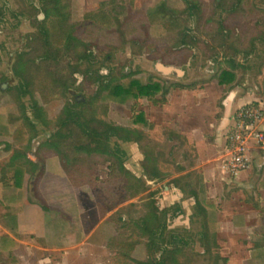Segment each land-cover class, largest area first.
<instances>
[{
	"label": "rangeland",
	"instance_id": "374dc122",
	"mask_svg": "<svg viewBox=\"0 0 264 264\" xmlns=\"http://www.w3.org/2000/svg\"><path fill=\"white\" fill-rule=\"evenodd\" d=\"M159 1L166 3V7L172 13L171 17L176 16L183 21L182 27L175 31H168L158 18L155 22H149L146 17L130 21L129 13L147 14L149 10H153L154 3ZM197 1L206 10V16L188 13L183 9L184 0H66L67 12L64 10L61 16H44L40 13L44 18H38L37 15H39V9L43 8V5L46 6L45 0H8L15 8L8 11L0 6L2 54L0 81H4V78H10L14 81L11 83L14 84L18 81L17 77H11L12 61L16 51L17 56L20 51L26 50L25 52H28L26 57L34 62L30 65V79L32 91L42 108V121L35 124V134L39 136L28 146V151L25 153L32 155L31 158L40 166L42 181L39 186L46 194L47 202L52 208L49 214L55 215L58 213L55 211L60 210L61 215H69L68 208H72L70 206L72 204H77L83 210L78 218L74 216L67 218L64 230L69 244L67 247H70L75 239V234L81 240L83 239V244L80 250L78 248L72 252V255L67 256L64 264H135L118 256L115 250L106 246L115 234L111 216L113 219L115 210L118 213L122 209L126 211L131 204L137 205L139 215L142 214L143 202L155 190H158L154 194V200L158 206L171 207L177 202L181 208L180 211L169 212L168 223L172 228L177 229L179 234H188V236L184 235L186 239L183 242V256H180L183 262L185 264L210 263L207 241L200 234L202 214L196 207L194 199L182 191H173L170 187L163 189L162 186L167 185V181L177 177V172L181 171L176 164V149L172 144V133L177 127L176 114L180 115L179 112L184 110L185 114L182 115L184 120L191 118L193 113L202 112L199 111L200 109H204L203 113L207 112V115L214 113L216 119L230 114V124L234 110L248 103H256L262 106V118H264V0ZM104 2L109 10L106 12L107 16L110 17V20L107 19L105 23L103 18L98 17V14L102 13L100 10ZM17 6L19 11L16 10ZM114 6L123 7V14L119 15L121 28L125 30L123 32L117 30L115 21L112 19V16H115L112 11ZM93 11H97L98 19L84 17L85 14ZM16 14L19 17L15 16ZM63 15L66 16V24L70 26L69 28L72 26L77 37L82 42L88 43L90 48H95L94 56L90 58L89 63L87 62L91 67L83 64V68H94L93 80L95 81L84 78L79 85L77 80H71L69 83V86L77 91L74 93L79 98L84 96L85 100H90L95 96L98 88L97 70L101 73L109 71L107 75L113 74L116 77L124 73L128 76L127 80L134 76L141 77L145 82L157 81L168 88L165 95L159 91L153 98L141 97L124 103L100 100L98 97L92 109L87 110V113H95L96 117L107 119L116 125L136 126L147 136V139L140 143L134 141L124 143L129 152L125 165L135 175L143 176L142 157L144 158L148 148H151L156 152L158 164H161L164 172L169 175V179L159 184L155 181H147L150 185L149 190L139 196H129L125 191L124 180L111 187V198L100 190H76L63 174L52 171L58 169V162L56 160L49 162L48 156L44 155L42 144L59 127L57 117L65 99L69 97L59 87L51 84V78L59 72L68 71L69 65H78L77 55L80 49L70 48L65 53L66 57L63 56L57 61L38 63L37 54L41 48L39 44L33 46V43L29 44V42L30 36H37V30L41 24L52 34L55 32L58 34L59 28L53 29V27L57 26L55 23ZM87 32L94 34L92 41L88 39L90 37H87ZM10 54L12 58L9 57ZM157 58H161L162 65L173 64L172 66L179 68V74L174 72L175 77L162 72L161 74L155 68ZM231 62L237 66L234 69L236 79L232 85L220 84L218 80L224 75L225 70L230 69ZM183 69L186 73L181 77ZM78 77L80 78L81 75L78 74ZM177 84L182 85L183 88ZM6 90L7 88H0L2 118L0 126L5 124L7 127L4 132L0 130V159L7 156L14 148H21L20 143L25 145L31 134L30 129L21 119L14 120L21 113L16 104L11 103L5 95ZM25 103L28 108L26 116L32 120L34 117L31 109L32 101L26 97ZM195 104H198L196 108ZM84 108L87 107L81 108L82 113ZM87 113L84 120L79 119V124L88 128L87 119L91 116H87ZM135 114L136 118L139 117V122L132 125L128 121ZM143 120L149 123L148 126L143 124ZM262 126L264 127V119ZM112 136L113 133H107L111 145L114 140ZM50 151L51 156L52 151ZM35 155L40 159H37ZM254 156L250 171L236 178L226 177L218 168L213 178L211 176L207 178L205 200L213 204V208H209L208 211L215 214L219 226L218 234H215L219 244L218 252L222 258L219 264H264L263 258L257 261L251 254L255 242L259 240L264 242V188L258 185L259 180L264 177V149L254 153ZM42 158H45V163L42 162ZM106 171V166L102 164L97 166L95 174L99 178H104ZM28 179L29 175L25 174L24 194L20 201L22 211L31 207L37 209L43 204L38 197L34 196L33 191L27 188ZM29 186H32V183H29ZM176 194L180 197L178 198ZM113 197L115 208L108 211L103 219H97L96 203L100 202L103 208H109L105 199H108L110 203ZM45 217L48 218V213H45ZM79 219H81L79 223L73 222ZM78 230L81 235L77 233ZM0 233H3V230L0 229ZM144 240L146 241L145 238ZM158 249L155 248L152 251L157 257L161 254ZM149 252L151 253L142 245L135 257L144 259Z\"/></svg>",
	"mask_w": 264,
	"mask_h": 264
},
{
	"label": "trees",
	"instance_id": "16d2710c",
	"mask_svg": "<svg viewBox=\"0 0 264 264\" xmlns=\"http://www.w3.org/2000/svg\"><path fill=\"white\" fill-rule=\"evenodd\" d=\"M159 2H155L154 6H152L153 10H149L147 14L143 12L129 13L130 21L133 22L139 20V18L146 17L149 22H155L158 19L162 20L160 23L168 31H175L177 28L182 27L183 21L179 17H171L170 14H164L161 9L166 7V3L163 1ZM105 5L106 3L104 2L100 10L102 13L98 14L99 18H103V23H105L107 19L110 20V17L107 16L106 13L109 12V10ZM194 6L195 4L192 3L191 7ZM112 11L115 13L112 19L115 21L117 30L119 32L125 31L124 29L122 30V23L119 20V15L123 14V7L114 6ZM96 12L97 11L87 13L84 17L98 19L96 17ZM87 37H90L88 39L92 41L94 34L87 32ZM64 38L68 48H70L71 43L77 44L79 42L81 45L79 47V54L86 60L87 57H89L88 61L90 60L93 53L88 43L82 42L73 31L69 30L65 33ZM57 43H61V41L57 40ZM50 48L52 49L50 53L42 52L40 56L46 57V55H56L60 47L58 48V46L53 45ZM229 66L230 69L225 70L224 75L219 78L218 81L220 84L232 85L233 81L236 79L234 69H236L235 67L237 66L232 62L229 63ZM69 70L70 73L81 72L88 76L87 72L78 70L71 65H69ZM89 70H92V68H89ZM15 74L21 76L23 81L19 87H17V103L22 112V119L25 125L30 129L31 134L25 145L20 143L19 147L21 148H14L7 156L0 159V205L4 210L1 214V218L12 230L16 229L15 224L17 222V217L22 211L20 201L24 194L23 178L25 174L29 175L27 188L31 189L34 196L38 197L39 200L43 202L39 207L38 220L40 222L43 221L44 213L50 210L39 188L42 178V172L40 173L39 170L40 166L36 160L31 158L32 155L25 153L28 151L30 141L36 136L35 124L24 116L25 104L19 97L22 93H26L27 91L31 92V79L28 76L29 71L27 70V64L23 61L18 62L15 66ZM97 75L98 74H96V77L100 84L95 97L91 99V102L88 101L86 104L80 103L78 105L74 100L73 105L67 104V107L62 112L63 114L59 116L60 126L49 138L45 139L42 144L44 155L46 154V156H48L47 158L50 159L49 162L54 160L58 162V169L51 170L63 174L76 190H100L107 197L110 196L111 198V187L118 185L124 180L125 191L129 196L136 197L149 190L150 185L147 181H155L156 184H159L165 181V179H169V175L161 171L158 166L159 160L154 150L151 148H148L142 161L143 176L135 175L125 165L128 152L123 147L121 141L126 140L140 143V141L147 138L145 133L137 127L129 126L128 124H126V126L116 125L112 121L96 117L95 113H87V110L92 109L97 98H100L102 95L103 99L106 98L105 100L108 99L118 103H124L128 100L140 99L141 97L153 98L159 91L165 95L168 92V88L165 87V84L160 85L156 82H145L141 77L133 76L127 80L126 78L128 76L124 73L118 77L113 74L107 76ZM177 86L182 87L180 84H177ZM30 94L33 98L32 92ZM32 103L35 107L36 102L32 101ZM83 107L87 108L83 109V113L81 111L79 112L78 110H81ZM86 113L87 116H91V118L87 119L89 124L88 128L83 124L82 127L78 122L80 117L86 116ZM138 119L139 117L137 116L136 118L135 114L128 122L133 125L139 122ZM143 124L148 126L149 123L143 120ZM5 129L6 127L0 126L1 131H5ZM110 132L113 133L114 137L113 145H111V141L109 137H107V133ZM49 151L52 153L51 156ZM36 158L40 159L37 156ZM43 161L45 163V158H42V162ZM102 164L107 168L106 176L104 178H99V176L95 174V171L97 166L99 167ZM191 180V173L188 172L170 178L169 181H167V185L162 186L163 189L166 186L170 188L174 186L194 199L196 207L202 214V230L200 234L207 241V252L210 255L209 264H219L222 258L218 252L219 244L217 243L215 235L218 234L219 226L215 219V214L213 212L209 213L208 211L209 208H213V204L205 200L204 186H199V183H193ZM29 183H32V186H29ZM258 185L260 188H264V177L259 180ZM156 191L158 192V190H155L150 194V197L143 202V213L140 215L139 209L135 204H131L126 211L122 209L118 213L115 210L113 219L111 216L115 234L109 239L106 246L111 250H115L118 256L130 260L135 264H185L180 256H183V242L184 239H186L185 236H188V234L185 233V236L179 234L178 230L172 228L168 223L169 212L171 210L180 211L181 208L177 202L171 207L158 206L154 200V194L157 193ZM113 200L114 197L109 203L108 199H105L109 208H103L100 202L96 203L97 214L100 219L104 218L108 211L115 208ZM70 206H72V208H68L70 211L68 217L71 218L74 216V218H77L81 212L80 208L76 204ZM49 224L51 244L57 246L58 238L66 228L67 222L60 216L50 213ZM5 238L6 237L1 240L4 241ZM43 240L42 244H45L46 240L44 238ZM142 245L147 248V251H151V253L149 252L144 259H137L135 254L140 250ZM155 248L161 252L159 257L152 253ZM251 250L252 256L257 259V261H261L262 258L264 260V242L260 240L255 242Z\"/></svg>",
	"mask_w": 264,
	"mask_h": 264
},
{
	"label": "crops",
	"instance_id": "0c3cea01",
	"mask_svg": "<svg viewBox=\"0 0 264 264\" xmlns=\"http://www.w3.org/2000/svg\"><path fill=\"white\" fill-rule=\"evenodd\" d=\"M197 105L195 104V108ZM199 111L202 112L193 113L188 120H184V117H182L185 110L179 112L181 113L180 115L176 114L177 127L172 133V144L175 145L176 149V164L181 170L177 172V175L180 176L189 172L191 173V182L199 183L200 186L203 185L204 188H207V178L209 176L213 178L215 170L217 168L218 170L221 169L230 114L227 117L222 116L216 119L214 118V113L207 115L206 111V113H203L204 109ZM189 115L191 116V111H189ZM154 153L157 156L155 151ZM158 166L164 172L161 164H158ZM171 189L180 192L174 186ZM41 192L46 199V194L42 190ZM176 195L178 198L180 197L179 194ZM39 209L31 207L21 211L15 224L16 229L12 230L1 218L4 210L0 205V229L3 230V233H0V264H64L68 255H72V252L78 248L79 250L81 249L83 239L81 240L79 236L77 237V234H75V239L71 242L70 247H67L69 244L66 241L65 231L60 234L58 245H52L49 228V212L52 211V208L49 206L50 210L45 212L48 213V218L45 217L44 213V219L41 222L38 220ZM59 211H55L58 212L55 215L60 216L67 222V218H70L68 214L64 216ZM80 211V214H82V207ZM80 221L81 219L73 222L79 223ZM81 227L82 231H84L83 226ZM77 233L81 235L80 230ZM4 237H6L4 241L1 240ZM43 238L46 240L45 244H42Z\"/></svg>",
	"mask_w": 264,
	"mask_h": 264
},
{
	"label": "flooded vegetation",
	"instance_id": "af4514ba",
	"mask_svg": "<svg viewBox=\"0 0 264 264\" xmlns=\"http://www.w3.org/2000/svg\"><path fill=\"white\" fill-rule=\"evenodd\" d=\"M45 5L46 6H44L43 5V8H36V9H39L40 10V12L38 13L39 15H37L38 16V18H44V17H42L43 15L44 16H61L64 12V10H65V12H67V10L66 9H68V7H67V2H66V0H45ZM184 3H185V7L183 8V9H185L188 13H193V14H199V16H206V10L202 7V6H200V2L199 1H197V0H184ZM192 3H194L195 4V6L194 7H191L192 6ZM0 6H2V9H3V7L4 8H6V10L5 11H8L9 9L10 10H15V8L13 7V6H11V3H9L8 2V0H0ZM36 9H34L35 11H36ZM191 9V10H190ZM16 10H18L19 11V6H17V9ZM162 10V12H164V14H172L171 12H170V10H169V8H167V7H164V8H162L161 9ZM193 10V11H192ZM10 12H12V11H10ZM9 12V13H10ZM36 12H38V11H36ZM161 12V13H162ZM40 13H42V14H40ZM86 13V12H85ZM126 13H127V11H126ZM32 14V13H31ZM96 15H97V12H96ZM15 16H17V17H19L17 14L15 15ZM159 21H162V20H159ZM57 26H55V27H53V29H57V27L59 28V30H60V32L58 33V34H56V32L55 33H51V32H49L46 28H45V26L43 25V24H41L40 25V28H39V30H37L38 31V34H37V36H35V35H32V36H30V42H29V44H31V43H33V46H35V44H39V46H40V51H39V53L37 54V56H38V63L39 62H43V61H45V62H47V61H57L58 59H61V57H63V56H65L66 57V52H67V50H69L70 48H75L76 47V49H78L81 45H80V43L78 42L77 44L75 43L74 45H72V46H70V48H68V46H67V44H65V38H64V35H65V33L69 30V31H73L72 29V26H71V28H69L70 26L69 25H67L66 24V16L65 15H63L60 19H58V21L55 23ZM74 33V32H73ZM75 34V33H74ZM76 35V34H75ZM77 36V35H76ZM80 39V38H79ZM57 40H60L61 41V43H57ZM41 42V43H39V42ZM23 44V43H22ZM72 44V43H71ZM26 45H28L27 43H26ZM53 45H55V46H58V48H59V52L56 54V55H46V57H41L40 56V54L42 53V52H48V53H50V51L52 50L50 47H52ZM24 46V45H23ZM32 49V48H31ZM90 50H91V52L93 53V55L92 56H94V50H95V48L94 47H91L90 48ZM26 50H22V51H20L18 54H17V56H16V52H15V54H14V56H13V61H12V69H11V77L12 78H15V77H17L16 79L18 80V81H16V84H14V83H11V79L10 78H4L3 80L4 81H0V88H7V90H6V92H5V95L7 96V98L9 99V101L12 103V102H14L15 104H16V106H17V108H18V110L20 111V115L19 116H17V117H15V120L16 121H18L19 119H21L22 120V122H23V124L25 125V122L23 121V119H22V112H21V110L19 109V106H18V103H17V98H18V92H17V87H19V85L23 82L22 81V79H21V76H18L17 74H15V66L17 65V63L18 62H20V61H23V62H25L26 64H27V70L29 71V74H28V76H29V78H30V65H33L34 64V62L33 61H30L29 60V58L28 57H26V55L28 54V52H25ZM10 56H12L11 54L9 55V57ZM91 56V57H92ZM16 57V58H15ZM10 58H12V57H10ZM77 59H78V65H71V66H73V67H75V68H77L78 70H81V71H83V72H87L88 73V76L86 75V74H83V73H81V72H78V73H76V72H74V73H70V70H69V67H68V71H66L65 70V72H59V74L58 75H56L55 77H53L52 76V78H51V84L54 86V87H59L65 94H68L69 95V97L68 98H66L65 99V102H64V104H63V106H62V109H61V112H60V114L58 115V117H57V121H58V125L60 126V115H62L63 113V111L65 110V108L67 107V104L69 103V104H71V105H73V103H74V101H75V103H77L78 105L80 104V103H87L88 101H90L91 102V99H93L95 96H93L90 100H85V98H84V96L82 97L81 96V98H79V96H77L74 92H77L75 89H72L70 86H69V83H70V81L71 80H77V85H79L83 80H84V78H86V79H91V80H93V77L95 76V73H94V68H92V70H89V68L88 67H85V68H83V64L85 63V64H88L89 63V61H88V59H89V57H87V60L86 59H84L83 57H82V55L81 54H78L77 55ZM158 60H156V62H155V68H157V70H158V62L160 61L161 62V58H157ZM30 61V62H29ZM2 62V54H1V50H0V63ZM88 62V63H87ZM89 65V64H88ZM165 65H169V64H165ZM173 65V64H172ZM90 66V65H89ZM159 71V70H158ZM160 72V71H159ZM109 73V71L107 72V73H101V71L99 70V72H98V70H97V76H105V75H107ZM161 73V72H160ZM186 73V72H185ZM185 73L184 74H182V75H180L181 77L182 76H184L185 75ZM78 74H80L81 75V77L79 78L78 77ZM162 74V73H161ZM168 76H173V77H175L176 75H174V73H171L170 75H168ZM1 78V77H0ZM93 81H95V80H93ZM12 82H14V81H12ZM154 82H156V83H158L157 81H154ZM96 84H97V87L99 88V80H97L96 79ZM161 85V84H160ZM6 86V87H5ZM98 88H97V90H98ZM30 89H31V92H32V95H33V98H32V96H31V92L30 91H27L26 93H22L21 95H19V97L21 98V101H23L24 102V104H25V114H24V116L26 117V119H28V120H30L31 122H33L34 124H38L39 122H41L42 121V108L40 107V104H38L39 102H37V98L35 97V94H34V92L32 91V82H31V87H30ZM97 93V92H96ZM104 93V92H103ZM102 93V94H103ZM103 96V95H102ZM102 96L100 97V100L102 99V100H105L106 98H102ZM26 97H29L30 98V100L31 101H35L36 103H35V107L33 106V103H32V107H31V109L33 110V113H34V117L32 118V120H31V118H28L27 116H26V113L28 112V108H27V105H26V103H25V98ZM74 100V101H73ZM108 100V99H107ZM112 101V100H111ZM44 111V110H43ZM79 112L81 111L80 109L78 110ZM81 118V121L82 120H84V117H80ZM79 118V119H80ZM2 120V118H1V116H0V121ZM78 122H79V120H78ZM3 123V122H2ZM4 124V123H3ZM82 124V123H81ZM4 126L6 127V125L4 124ZM134 127H136V126H134ZM7 128V127H6ZM138 128V127H137ZM57 129H58V127H57ZM56 129V130H57ZM139 130H140V128H138ZM55 130V131H56ZM54 131V132H55ZM1 132H4V131H1ZM112 132V131H111ZM52 135V134H51ZM51 135H49V137L51 136ZM39 135H36L31 141H30V145L36 140V138L38 137ZM46 137H48V136H46ZM48 137V138H49ZM113 137V136H112ZM44 139H45V137L43 138V140L42 141H44ZM122 142V144H123V147L126 149V147L124 146V143L125 142H128V141H121ZM130 142V141H129ZM127 150V149H126ZM127 152H128V150H127ZM36 153V152H35ZM129 153V152H128Z\"/></svg>",
	"mask_w": 264,
	"mask_h": 264
},
{
	"label": "built area",
	"instance_id": "2783aa9c",
	"mask_svg": "<svg viewBox=\"0 0 264 264\" xmlns=\"http://www.w3.org/2000/svg\"><path fill=\"white\" fill-rule=\"evenodd\" d=\"M261 107L248 103L234 110L225 136L221 163V171L226 177L236 178L250 171L254 153L264 149Z\"/></svg>",
	"mask_w": 264,
	"mask_h": 264
},
{
	"label": "water",
	"instance_id": "95a60500",
	"mask_svg": "<svg viewBox=\"0 0 264 264\" xmlns=\"http://www.w3.org/2000/svg\"><path fill=\"white\" fill-rule=\"evenodd\" d=\"M158 70L160 71V72H162L163 74H166V75H170L171 73H178V72H180V70H179V68H177V67H174V66H172V65H162L161 64V62L159 61L158 62ZM182 71V74H184L185 72H184V69L183 70H181ZM179 74V73H178ZM167 189H168V187H167Z\"/></svg>",
	"mask_w": 264,
	"mask_h": 264
}]
</instances>
